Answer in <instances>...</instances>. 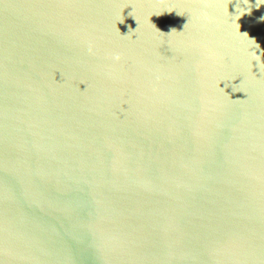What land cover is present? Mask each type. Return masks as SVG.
Wrapping results in <instances>:
<instances>
[{
	"label": "water",
	"instance_id": "water-1",
	"mask_svg": "<svg viewBox=\"0 0 264 264\" xmlns=\"http://www.w3.org/2000/svg\"><path fill=\"white\" fill-rule=\"evenodd\" d=\"M261 16L0 0V264H264Z\"/></svg>",
	"mask_w": 264,
	"mask_h": 264
},
{
	"label": "clouds",
	"instance_id": "clouds-1",
	"mask_svg": "<svg viewBox=\"0 0 264 264\" xmlns=\"http://www.w3.org/2000/svg\"><path fill=\"white\" fill-rule=\"evenodd\" d=\"M261 2L264 3V0H261ZM248 14H250V12H249ZM178 15H179V14H178ZM259 19H260L261 21H264V16H261ZM158 30H159V29H158ZM172 31H174V29H171L170 33H171ZM170 33H169V34H170ZM249 39L252 40V43H253L257 48H259V45L257 44L255 38H253V37L250 38V37H249ZM115 59L118 61V60H120V57H119V56H116Z\"/></svg>",
	"mask_w": 264,
	"mask_h": 264
}]
</instances>
